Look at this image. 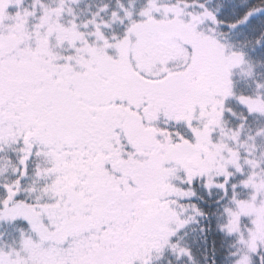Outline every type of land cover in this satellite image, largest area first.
I'll use <instances>...</instances> for the list:
<instances>
[{
	"label": "snow or ice",
	"instance_id": "snow-or-ice-1",
	"mask_svg": "<svg viewBox=\"0 0 264 264\" xmlns=\"http://www.w3.org/2000/svg\"><path fill=\"white\" fill-rule=\"evenodd\" d=\"M0 264H264V0H0Z\"/></svg>",
	"mask_w": 264,
	"mask_h": 264
}]
</instances>
